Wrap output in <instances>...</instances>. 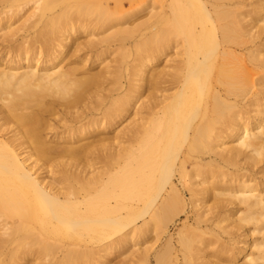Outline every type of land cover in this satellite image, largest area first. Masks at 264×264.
<instances>
[{
	"label": "bare ground",
	"instance_id": "1",
	"mask_svg": "<svg viewBox=\"0 0 264 264\" xmlns=\"http://www.w3.org/2000/svg\"><path fill=\"white\" fill-rule=\"evenodd\" d=\"M147 233L134 264H264V0H0V264Z\"/></svg>",
	"mask_w": 264,
	"mask_h": 264
},
{
	"label": "rangeland",
	"instance_id": "2",
	"mask_svg": "<svg viewBox=\"0 0 264 264\" xmlns=\"http://www.w3.org/2000/svg\"><path fill=\"white\" fill-rule=\"evenodd\" d=\"M135 23H137V21L134 22V24ZM123 27H127L126 24ZM88 35H89L88 33H85L84 35L78 36L77 41L78 42L87 41L89 39ZM101 36L102 35H98L97 38H101ZM134 51H135V49L132 46V47L126 48L124 51H118L116 53H109V52L103 53L99 58L100 61H102V64L100 66H98V65L94 66L95 70L101 69V67L104 64H108L109 66H111L113 68V67H117L119 65V63L117 64V62H116L117 60L119 62L121 61L120 65H119V69L114 70L115 74H112V76H108V78L112 82L108 83L106 86L107 88L117 90L116 93H118V94H122V93L126 92V89L128 87V84H127L128 81L127 80H128L129 72H130L132 66L135 64L134 59H135L136 55H135ZM123 53H124V58L121 60V56ZM91 58H92V56H88L89 61L92 62V60H94V59H91ZM169 60H170L169 57H165V58L162 57L159 60V62L157 64H155V67L153 69L161 70L160 68H163L164 65H166V66L171 65L172 63H169ZM165 61H167V63ZM166 71H170V69H166ZM254 78H256V76ZM257 90H258L257 87H253L251 93L248 96V99H251L252 95H254L257 92ZM161 94L166 95L169 93L165 91ZM161 94L158 93L159 96ZM128 110H130V109H128ZM131 118H132V115L130 116L129 119H131ZM117 123L118 124L115 127L118 126V128H117L118 130L123 128V127H126L128 125L127 115L124 118H121L120 121ZM109 134H111V131L109 132ZM259 167H261V166H259ZM256 170H257V168L254 169V171H256ZM184 195H185L184 196L185 200L188 203L189 195L186 192L184 193ZM187 216L190 218H193V219L195 217L193 211L190 208V205L187 206L185 213L182 214L178 218V221L174 225H171L168 229V235H172V237L175 241L177 240V233L181 230L182 225L185 222V217H187ZM190 223H192V222L190 221ZM140 225H141V223H138L136 227L139 228ZM208 226H210V225H208ZM168 235H164L163 241L167 238ZM135 236L136 235L134 234V237ZM152 236H153V234L147 233L146 236H144L141 241H139L140 239H134V242L129 243L124 248H119L120 246H116V245L114 246L113 245L111 247L112 253L103 261L104 263L103 262L97 263L98 262L97 261L94 264H134L135 258L133 257L134 255H132V252L136 251L138 246H135V247H132V246L135 243H137V240L139 242V246L142 245V243L145 241L146 242L148 241L149 244L147 243V245L150 246V244H152L150 242L152 239ZM253 237L256 238L257 236H253ZM222 238L225 239V241H228V239H229L228 236H226V235H223ZM109 240H107L106 242H104L102 244H86V246L88 248L92 249L94 251V253H96L95 255L100 256L101 254L98 251L99 248L104 244L110 243L112 241V238ZM235 240H237V237L234 238V241ZM238 247H242L241 244L238 245ZM95 255H94V257H95ZM97 256H96V258H97ZM241 262H242V260L240 259L239 263H241ZM148 264H150V263H148ZM151 264H154L153 260H151Z\"/></svg>",
	"mask_w": 264,
	"mask_h": 264
}]
</instances>
